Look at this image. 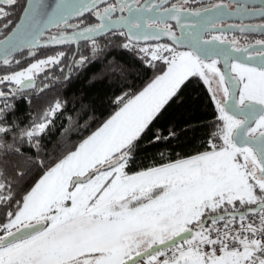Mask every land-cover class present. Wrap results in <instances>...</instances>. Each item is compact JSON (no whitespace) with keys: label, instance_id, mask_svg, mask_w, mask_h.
<instances>
[{"label":"snow or ice","instance_id":"6c2138e0","mask_svg":"<svg viewBox=\"0 0 264 264\" xmlns=\"http://www.w3.org/2000/svg\"><path fill=\"white\" fill-rule=\"evenodd\" d=\"M16 7L22 9L18 21L2 25L7 35L0 40V65L6 68L20 64L12 53L21 49L35 56L37 46L80 41L88 42L94 59L100 50L96 38L112 32L124 36L122 47L138 50L149 67L162 61L166 70L137 93L117 97L118 111L48 167L15 200V211L10 210L12 185L0 172V206L5 208L0 264H264V40L255 41L258 49L238 46L224 27L203 38L228 16L243 18L250 11L264 16V0L252 10L243 3L229 10L223 3L193 9L177 3L137 6V0H0V20ZM117 11L129 15L113 19ZM85 13L99 23L85 26ZM169 20L176 21L180 36ZM228 27L243 34L264 25ZM52 28L57 33L42 42ZM160 36L187 50L159 43L140 46ZM65 55L60 51L0 75V85L7 86V91L0 89V148L13 150L8 135L13 143L26 140L39 148L37 138L61 109L60 101L28 127L8 124L4 114L13 108L9 97L36 87L39 73ZM89 62L80 54L72 64ZM190 77L208 85L215 105L210 150L129 174L126 168L150 131L148 143L153 144L175 135L151 126Z\"/></svg>","mask_w":264,"mask_h":264},{"label":"trees","instance_id":"16d2710c","mask_svg":"<svg viewBox=\"0 0 264 264\" xmlns=\"http://www.w3.org/2000/svg\"><path fill=\"white\" fill-rule=\"evenodd\" d=\"M97 40L100 50L95 53L94 59L87 41L78 44L76 55L73 44L43 48L44 56L65 50L70 60L73 56V60L79 59V55L83 54L90 58V62L84 67H77L72 60L69 71H66V65H62L61 60L54 67L56 79L49 87L40 92L24 91L9 97L13 108L5 112L4 120L8 124L15 122L22 128L30 126L33 120L38 121L57 100L62 105L51 117L52 122L45 132L37 138L39 148L26 140L13 143L11 135L5 137L13 150L0 148V172L2 179L12 185L13 203L10 210L15 211V200L22 199L48 167L118 111L121 105L115 103L117 97L137 93L166 70L162 61L156 62L155 67H149L140 59L142 54L138 50L123 48L124 36L110 34ZM59 66L62 68L59 69ZM67 73L69 76L65 79ZM212 86L216 87L215 84ZM215 117V105L208 85L199 77H190L151 126L152 131L158 128L166 136L168 130L172 129L175 135L153 144L148 143L152 136L150 131L141 141L126 171L133 174L210 150L208 141L215 131ZM216 143L220 142L217 140ZM17 147L19 153L14 151ZM4 211L5 208L0 206V220L4 219Z\"/></svg>","mask_w":264,"mask_h":264},{"label":"flooded vegetation","instance_id":"af4514ba","mask_svg":"<svg viewBox=\"0 0 264 264\" xmlns=\"http://www.w3.org/2000/svg\"><path fill=\"white\" fill-rule=\"evenodd\" d=\"M213 2H216L218 0H211ZM108 3H115L116 0H108L107 1ZM146 2H149V3H154V4H164L165 7L166 6H170L172 5L173 3H177L179 5H182L183 7H188V8H195L197 6H200L204 3L202 2H199L197 0H188L187 3H184V0L182 2H180V0H167L166 3H164V0H137V6H141V5H144V3ZM19 3L23 4L25 3V0H19ZM207 3V2H206ZM22 12V9L20 7H16L15 10L13 11L12 15L10 17H8L7 19H4V20H0V40L3 39L6 35H7V31H4L2 29V25L4 23H7L8 20H11L13 22H16L20 16ZM124 12H115L113 13V18L114 17H118L119 15H123ZM84 24L85 26L89 23H99L98 20H96V18L94 16H91L90 14L88 13H85V16H84ZM264 21V20H262ZM73 23H77L78 21L77 20H73L72 21ZM171 26H172V29L174 32H177V29H176V26L174 24H171L169 23ZM11 30V27L9 28L8 31ZM58 29L56 28H53L51 30H49L46 35L44 36L45 37H49V36H52V35H55L57 33ZM68 31H71V30H68ZM116 33H118L119 31H114ZM112 34V32L106 34V35H110ZM218 33L216 32H208V33H205L204 35V39H210L212 35H216ZM227 36L228 39H237L238 40V46L240 45H248V44H251V43H255V41L257 40H264V35H258V36H254V35H241V34H225ZM98 39V38H97ZM160 43V42H158ZM161 43H166L168 45H171L170 43L168 42H161ZM66 45V44H65ZM65 45H62L65 47ZM60 46V48L62 47ZM43 48H40V49H37V50H32L36 53L35 56H29L28 55V51L29 50H24L22 52H19V53H16L13 56V58L15 60H19L20 61V64L19 65H16V64H13L10 68H6L5 66L3 65H0V75L2 74H5L7 71H15V70H19L20 68L22 67H27L28 64L34 62L35 60H39V59H43V58H46L47 56H44V51H42ZM66 54V56L64 58H62L61 60L63 61V64L62 65H66V71H69V67H70V64H71V61L74 59V57L71 58V60L69 59V56L67 54V52L65 50H63ZM65 59L67 60L65 62ZM56 65H52L51 67H48L46 68L43 72L39 73V75L37 76L36 78V87H34L33 89L31 90H28L29 92H38V90L40 88H47L51 85L52 81L56 79V77L53 75L54 74V67ZM220 67V65H219ZM59 69L62 68L61 66L58 67ZM46 85V87H45ZM0 89H3L5 91H7V86L6 85H0Z\"/></svg>","mask_w":264,"mask_h":264},{"label":"water","instance_id":"95a60500","mask_svg":"<svg viewBox=\"0 0 264 264\" xmlns=\"http://www.w3.org/2000/svg\"><path fill=\"white\" fill-rule=\"evenodd\" d=\"M182 1L183 0H180V2H182ZM197 1L202 2L204 4H202L200 6H197L195 8L208 7V6L212 5V4H218V3H223L224 5H226L228 7L229 10L235 9L238 3H243L245 5V7L247 9H249V10L258 9V8L261 7V0H236L235 3H232L231 0H218L216 2H213L211 0H197ZM46 2L49 3V4H53V3H55V0H46ZM146 3H149V2H146ZM146 3H144V5ZM141 6H143V5H141ZM162 6L165 7L164 4H162ZM166 7H171V5L170 6H166ZM186 8H188V7H186ZM128 15H129V13L127 11H125L124 14H123V16H128ZM119 16H121V15H119ZM116 18L117 17H114L113 19H116ZM145 19H147V17H145ZM262 20H264V16H261L258 13H252L251 11L249 12V14L243 15V18H241V14H236V15L228 16V17L224 18L222 21L217 22V25H216L217 30L216 31H213V32L219 33V29L221 27H224L225 34H241V35H254V36L264 35V28L258 29L255 32H246V33H243L242 34L239 31V29H237L235 27H228L230 25H240V24H245V25H264V21H262ZM168 23L174 24L176 26V21L175 20H169ZM176 29H177V32H174V31L173 32L175 33V35L180 36L181 35V29L179 27H177V26H176ZM121 30H123V29H114L113 31H121ZM48 31L45 32V35H46V33ZM46 38L47 37H45V38L42 37L41 38V41L43 42ZM97 38H100V37H97ZM3 39H1V40H3ZM165 41L168 42V43H170L172 45V41L167 36H160V38L158 40H149V41H146V42L145 41H141L140 44H145V43H147V44L148 43H158V42H165ZM80 42H84V41H80ZM78 44H73L74 47H75L74 55H76V52H77V49H78ZM248 45H253L254 48H256V49L259 48V45H255V43H251V44H248ZM248 45H245V46H248ZM60 46H62V45L47 46V47H60ZM172 46L175 47L176 49H186L187 50L186 47L177 46V45H172ZM47 47L37 46V48L32 49V50H37V49H40V48H47ZM24 50H29V49H26V48L25 49H21L20 51L13 52L12 55H14L16 53H19V52H22ZM220 67L223 70V65L222 64H220ZM68 76L69 75L67 73L66 77L68 78ZM31 89H33V88H31ZM31 89H25L24 91H28V90H31ZM42 89L43 88H40L38 90V92H40Z\"/></svg>","mask_w":264,"mask_h":264},{"label":"rangeland","instance_id":"374dc122","mask_svg":"<svg viewBox=\"0 0 264 264\" xmlns=\"http://www.w3.org/2000/svg\"><path fill=\"white\" fill-rule=\"evenodd\" d=\"M154 44H157V43H154ZM159 44H166V43H159ZM177 51H186V49H176ZM218 67H219V65H218ZM216 86V85H215ZM218 96H219V94H218ZM222 98V97H221Z\"/></svg>","mask_w":264,"mask_h":264},{"label":"crops","instance_id":"0c3cea01","mask_svg":"<svg viewBox=\"0 0 264 264\" xmlns=\"http://www.w3.org/2000/svg\"><path fill=\"white\" fill-rule=\"evenodd\" d=\"M41 178V177H40Z\"/></svg>","mask_w":264,"mask_h":264}]
</instances>
